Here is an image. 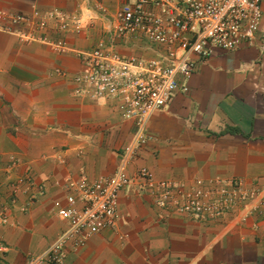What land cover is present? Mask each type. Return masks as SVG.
I'll list each match as a JSON object with an SVG mask.
<instances>
[{"label":"crops","instance_id":"obj_1","mask_svg":"<svg viewBox=\"0 0 264 264\" xmlns=\"http://www.w3.org/2000/svg\"><path fill=\"white\" fill-rule=\"evenodd\" d=\"M127 1L0 0L8 14L59 16L39 33L46 42L0 31V264H30L48 251L68 226L59 210L72 184L120 171L131 184L115 225L82 248L70 244L66 264H264V213L237 206L200 219L175 204L178 188L161 207L163 189L154 196L138 177L148 168L156 181L189 190L235 180L264 197V0L255 46L216 49L199 62L140 146L131 95L99 96L81 80ZM138 43L120 45V55L155 57Z\"/></svg>","mask_w":264,"mask_h":264},{"label":"built area","instance_id":"obj_2","mask_svg":"<svg viewBox=\"0 0 264 264\" xmlns=\"http://www.w3.org/2000/svg\"><path fill=\"white\" fill-rule=\"evenodd\" d=\"M57 18L39 10L30 16L0 10V31L28 42H46L39 33ZM262 20L263 0H128L119 11L117 24L107 27L109 39L105 36L87 55L81 80L99 96L131 95L128 113L136 129L135 143L140 146L150 141L152 117L169 108L182 89V80L193 74L198 63L210 59L216 49L236 51L255 46ZM60 22L65 29V22ZM136 40L140 43L135 46L143 45L155 57L124 59L118 47ZM138 177L154 196L163 189L156 199L161 207L172 201L171 191L178 188L180 197L175 204L200 219L227 216L237 206H252L255 213H264V197L258 191L243 190L240 181H220L212 190H189L184 185L156 181L148 168H141ZM130 184L123 171L93 186L86 179L72 184L74 193L67 198L68 207L59 210L68 221L66 231L30 264H66L70 244L77 250L93 235L113 227L120 196ZM205 194L215 195L217 201L209 202Z\"/></svg>","mask_w":264,"mask_h":264},{"label":"rangeland","instance_id":"obj_3","mask_svg":"<svg viewBox=\"0 0 264 264\" xmlns=\"http://www.w3.org/2000/svg\"><path fill=\"white\" fill-rule=\"evenodd\" d=\"M115 87H117V85H115ZM205 196L206 200H208L209 202L217 201L216 196L213 194H205ZM3 254H5V246H2V244H0V260L3 259Z\"/></svg>","mask_w":264,"mask_h":264},{"label":"clouds","instance_id":"obj_4","mask_svg":"<svg viewBox=\"0 0 264 264\" xmlns=\"http://www.w3.org/2000/svg\"><path fill=\"white\" fill-rule=\"evenodd\" d=\"M67 260V259H66Z\"/></svg>","mask_w":264,"mask_h":264}]
</instances>
